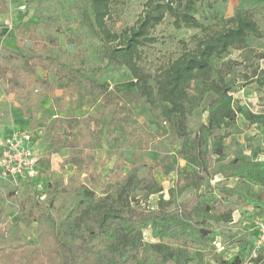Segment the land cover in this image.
Segmentation results:
<instances>
[{
  "label": "trees",
  "instance_id": "16d2710c",
  "mask_svg": "<svg viewBox=\"0 0 264 264\" xmlns=\"http://www.w3.org/2000/svg\"><path fill=\"white\" fill-rule=\"evenodd\" d=\"M195 2L145 0L134 24L115 31L107 24L111 0H80L82 20L89 33L106 47L108 63L129 70L138 98L148 104L167 105L166 121L180 139L178 154L190 169L182 172L171 155L164 154L149 167L146 178L139 176L136 167L124 170L123 160L103 172L96 168L93 152V144L99 139L94 132L99 127L98 120L87 134H68L67 138L55 133L51 125L46 130V150L50 155L65 152L61 168L70 166L71 170L47 179L39 192L27 187H38L37 183L25 182L24 193H9L14 199L16 217L10 219L0 205V239L18 240L31 224H35L37 234L31 242L0 246V264H199L197 252L208 251L218 237L213 223L232 221L233 209L217 211L216 204L224 201L228 206L233 203L242 207L240 220L249 212L264 218V67L255 68L235 82L234 78L226 79L213 65L214 60L223 58L231 48L244 45L249 37L261 38L264 34L246 9L237 10L217 28L203 26L194 15ZM3 11L1 8L0 13ZM166 15L172 18L175 28H197L201 34L194 36L193 48L184 47L178 57L151 76L139 64L140 47L154 41L150 32ZM57 19L40 18L39 23L30 25L29 53L6 50L5 63L0 64L6 93L23 100L35 84L46 83L36 77V67L53 71L57 80L67 81L65 95L72 103L83 101L88 105L94 98L102 99L111 112L108 134L123 140L124 148L147 149L153 133L128 118L129 107H122L120 96L110 90L107 81L97 77L100 68L86 70L74 64L85 53L83 39L73 31L65 32ZM40 25L64 34L66 43L74 45L76 52L51 53L47 46L58 49L59 39L44 35ZM21 44L22 39L18 46ZM14 59L20 62L13 68ZM193 81L199 83L196 96L189 90ZM249 85L263 95L260 111L251 110L246 104H233L234 91ZM44 93L54 98L52 90ZM204 101L206 122L193 130L187 117ZM241 120L257 126L254 138L259 144L249 148L246 144L253 136L244 138V142L234 137L235 149L228 158L229 131ZM83 125L89 127L86 122ZM209 156H213V170ZM154 167L165 175L174 174L167 198H163L162 187L154 178ZM214 176L235 180L241 190L222 184L215 192L209 184ZM189 189L194 191L192 204L179 200ZM155 194L157 207L152 208L148 201ZM207 195H214V201L202 200ZM0 201L4 198L0 197ZM144 230L149 231V239L144 237ZM252 244L228 257L214 255L213 264H243ZM252 264H264V249L259 250Z\"/></svg>",
  "mask_w": 264,
  "mask_h": 264
},
{
  "label": "rangeland",
  "instance_id": "374dc122",
  "mask_svg": "<svg viewBox=\"0 0 264 264\" xmlns=\"http://www.w3.org/2000/svg\"><path fill=\"white\" fill-rule=\"evenodd\" d=\"M144 2L145 0H111L107 24L115 31L133 25L142 11ZM22 4L26 5L24 10L19 9ZM80 4V0H0V9L3 8L6 18L10 19V41L16 52H30L32 38L29 27L32 23H39L40 18L46 21L49 18H58L56 22L64 27L65 32L73 31L81 35L85 53L82 58H77L74 64L86 70L100 68L97 77L107 81L110 90L120 96L122 107H129L131 112L128 118L134 123L143 125L153 133V141L145 150L124 148L123 140L115 139L114 136L108 134L111 112L104 105L102 99L94 98L88 105L83 101L80 104L72 103V99L65 95L67 81L64 79L57 80L53 71L36 67L34 69L36 77L39 81L46 80V83L35 84L28 90L27 96L23 100L16 98L13 94L6 93V82L0 79V135L11 130H42L38 141L35 143V147L40 151L41 165L38 180L35 182L38 187L28 185L27 187L39 192L45 187L44 182L47 179L60 174H67L71 170L70 166L61 168V161L66 154L65 152L54 150L56 154L51 156L50 151L46 150L48 146L46 130L49 126L52 125L55 133H62L67 138L68 134H87L93 129L95 120L99 121V127L94 131L99 139L93 144L97 169L106 172L114 162L123 160L125 162L124 170L136 167L139 176L146 178L149 167L164 154H170L171 160L178 165L182 172L190 169V165L185 163L178 154L180 139L172 132L166 121L167 105L159 102L148 104L135 95L134 79L129 70L124 66H114L108 63L106 47L89 33L87 25L81 17ZM239 9H246L252 13L264 34V0H196L194 15L203 26L217 28ZM4 24L6 25V23ZM39 28L44 35H55L59 39L58 49L47 46L51 53H56L58 50L76 52L74 45L66 43L64 34L53 33L54 31L42 28V25ZM9 33H0V36ZM150 34L154 37V41L140 47L139 64L146 73L153 76L161 66L178 57L184 47L193 48L194 36H199L201 30L185 27L175 28L172 18L166 15L151 30ZM20 39H22V44L18 46ZM6 50L8 49L0 47L1 65L5 63ZM260 55H264V36L261 38L249 37L244 45L233 47L223 58L214 60L213 65L221 74H225L226 79L231 77L234 78L235 82H239L244 74H250L257 67H264V58H261ZM19 62V59H14L11 64L12 67L14 68ZM198 86V81H193L189 88L190 94L198 95ZM45 90H52L54 98L47 96L44 93ZM262 98V93L249 85L234 91L233 104L235 106L246 104L251 110L260 111L262 110ZM206 117V101H204L194 108L187 117V124L196 130L200 124L206 122ZM84 122L88 123L89 127L84 126ZM77 128H81V130L78 131ZM257 131V126L250 125L243 120L238 121L229 131L231 135L227 139L226 148L228 158H231L235 149L232 138L238 137L241 142H244V138L253 136V139L246 144L251 148L257 143L259 144L257 138H254ZM209 164L213 170L215 168L213 156H209ZM152 173L156 182L162 187L163 198H167V190L172 185L174 174L165 175L158 167L152 168ZM209 184L215 192H217L216 188L222 184L234 186L241 190L235 180H224L219 176H214ZM23 185L18 188L20 191L18 194L25 192L22 188ZM13 191L15 192L7 183L0 182V197L4 198V201H0V205L5 208L12 220L16 217V208L15 204L12 203L14 199L9 193ZM214 197V195H207L202 197V200L212 202ZM179 200L192 204L194 191L192 189L186 190L181 194ZM157 202L158 195H152L149 198L148 206L155 208ZM133 206L138 207L136 204ZM216 206L217 211L232 208V221L213 223L218 232V237L208 251L197 252L199 264H213L212 257L214 255L221 254L223 257H228L242 246H249L257 238L256 212H249L240 220L242 207L235 206L233 203L228 206L224 201L216 204ZM168 208L171 209L172 205H169ZM36 234V226L31 224L23 229L18 240L0 239V246L14 247L26 241L31 242L35 240ZM143 234L146 239H149L148 230H144Z\"/></svg>",
  "mask_w": 264,
  "mask_h": 264
},
{
  "label": "built area",
  "instance_id": "2783aa9c",
  "mask_svg": "<svg viewBox=\"0 0 264 264\" xmlns=\"http://www.w3.org/2000/svg\"><path fill=\"white\" fill-rule=\"evenodd\" d=\"M25 4L19 6L20 10ZM10 27V19L5 21ZM42 130H11L0 135V182L15 192L25 182H36L40 172V151L35 147ZM51 156H54L52 154ZM257 238L243 264H252L259 250L264 249V218L256 217Z\"/></svg>",
  "mask_w": 264,
  "mask_h": 264
},
{
  "label": "crops",
  "instance_id": "0c3cea01",
  "mask_svg": "<svg viewBox=\"0 0 264 264\" xmlns=\"http://www.w3.org/2000/svg\"><path fill=\"white\" fill-rule=\"evenodd\" d=\"M7 19L8 18H6V14L4 13V11L0 13V33H9L10 28L4 24ZM12 45L13 44L10 41V33L8 35L0 36V47L15 51Z\"/></svg>",
  "mask_w": 264,
  "mask_h": 264
}]
</instances>
